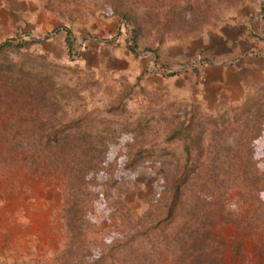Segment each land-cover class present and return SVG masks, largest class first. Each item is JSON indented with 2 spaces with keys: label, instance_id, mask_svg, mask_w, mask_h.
Segmentation results:
<instances>
[{
  "label": "rangeland",
  "instance_id": "rangeland-1",
  "mask_svg": "<svg viewBox=\"0 0 264 264\" xmlns=\"http://www.w3.org/2000/svg\"><path fill=\"white\" fill-rule=\"evenodd\" d=\"M7 41L0 264H264V0H0Z\"/></svg>",
  "mask_w": 264,
  "mask_h": 264
},
{
  "label": "trees",
  "instance_id": "trees-1",
  "mask_svg": "<svg viewBox=\"0 0 264 264\" xmlns=\"http://www.w3.org/2000/svg\"><path fill=\"white\" fill-rule=\"evenodd\" d=\"M67 33H68V36H67V43H68V46L69 48L72 50L74 48V44H75V39L73 37V33L69 30H66ZM51 38V37H50ZM13 46V42L12 41H7L5 42L4 44L0 45V53L6 49V48H9V47H12ZM129 49L130 51H132L133 53H136V54H141L139 53V46H138V40H137V37H136V32L134 31V35H132L130 37V40H129ZM147 52V51H146ZM79 204V203H77Z\"/></svg>",
  "mask_w": 264,
  "mask_h": 264
},
{
  "label": "built area",
  "instance_id": "built-area-1",
  "mask_svg": "<svg viewBox=\"0 0 264 264\" xmlns=\"http://www.w3.org/2000/svg\"><path fill=\"white\" fill-rule=\"evenodd\" d=\"M152 71V70H151Z\"/></svg>",
  "mask_w": 264,
  "mask_h": 264
},
{
  "label": "crops",
  "instance_id": "crops-1",
  "mask_svg": "<svg viewBox=\"0 0 264 264\" xmlns=\"http://www.w3.org/2000/svg\"><path fill=\"white\" fill-rule=\"evenodd\" d=\"M136 68V67H135Z\"/></svg>",
  "mask_w": 264,
  "mask_h": 264
}]
</instances>
